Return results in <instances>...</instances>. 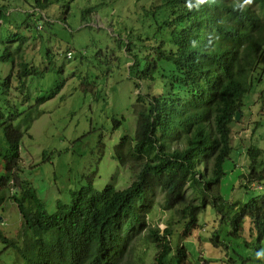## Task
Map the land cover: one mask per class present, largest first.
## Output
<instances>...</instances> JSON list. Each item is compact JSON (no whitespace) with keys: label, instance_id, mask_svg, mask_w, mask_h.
Masks as SVG:
<instances>
[{"label":"trees","instance_id":"obj_1","mask_svg":"<svg viewBox=\"0 0 264 264\" xmlns=\"http://www.w3.org/2000/svg\"><path fill=\"white\" fill-rule=\"evenodd\" d=\"M37 1L31 9L45 10L53 2ZM148 2L140 3L142 7L136 19L143 28L147 23L148 28L157 30L158 38L147 39L153 42V54L142 55L139 70L144 72L139 80L148 76L162 89L165 84L173 91L183 88L191 96L189 106L197 110L196 114L179 117L168 113L167 102L171 103V99L156 103L155 97L153 102L148 101L151 113L145 112L143 99L135 137H124L116 148V156L124 166H135V180L123 190L112 182L102 191L89 183L74 193L69 202H58L57 208L50 212L37 191L24 181L26 185L24 188L21 185L20 197H12L24 218L22 231L18 239H4V244L10 243L6 249L13 251L19 264H73L85 252L93 253V261H97L105 251L117 250L124 235L130 242L124 264H138L141 241L156 244L155 264H217L219 261L237 264L234 256L218 260L220 254L215 250L231 252L230 242L235 244V240H240L242 244L238 246L243 245L250 253L247 257L238 254L242 263L264 264V259L256 258V253L264 249V188L259 190L262 193L248 196L244 202L236 195L235 188L230 199L221 192L227 173L225 162L233 151L230 125L244 106L245 95L252 87L253 72L264 55V0H255L253 6L240 12V0H213L207 4L200 0L202 6L197 0H154L151 6L146 5ZM10 8L0 6V20L7 24L10 39H16L13 38L16 29L7 15ZM211 19L216 26L213 63L198 56L200 25ZM28 27L31 30L32 24ZM165 32H169V37ZM137 37L135 43L128 44V50L137 42L144 45L142 35ZM22 51L13 53L6 49L0 54V61L11 58L13 64L6 78L0 76V180H14L16 187L21 183L13 170L21 158L22 140L30 134L40 116L38 107L46 101L38 98L36 106L20 109L31 101L28 80L37 74L42 61L46 65L52 61L45 58L46 51L33 60ZM149 58L154 64L148 62ZM36 59L39 63H35ZM209 69H212L211 75L207 74ZM259 125L260 121L256 122V127ZM247 154L250 165L240 177L246 183L238 181L234 187L249 193V186L256 181L264 185V147L252 144ZM186 185L197 191V195H191L190 202L178 208ZM157 191L164 194L162 209L171 213L163 234L147 226ZM208 209L215 215L213 220L224 225L220 233L229 237L228 241L211 231L213 228L206 230L203 220L207 219L202 220L201 215ZM143 227L147 235L142 234ZM199 229L201 239H210L213 243V252L194 261L183 243ZM210 232L211 236L203 237Z\"/></svg>","mask_w":264,"mask_h":264},{"label":"rangeland","instance_id":"obj_2","mask_svg":"<svg viewBox=\"0 0 264 264\" xmlns=\"http://www.w3.org/2000/svg\"><path fill=\"white\" fill-rule=\"evenodd\" d=\"M52 1L45 10H33L31 8L38 4L37 0H0V6L11 7L7 15H10L9 23L14 24L17 33L13 36L16 39H10L7 24L0 20V54L6 49L13 53L23 50L22 53L33 60L37 54L42 55L46 51L45 58L52 60L47 65L42 61L37 74L29 78L31 101L20 108L27 110L36 106L38 98L46 99L38 107L40 116L30 134L22 140L20 164L24 168V178L50 212L57 208L58 202H69L74 193L89 183L102 191L107 184L117 180L115 185L123 190L134 180L135 167L121 165L115 158V148L122 138L135 136L137 119L143 110L138 100L141 89L136 86L134 74L130 76L129 66L132 63L125 68L128 62L125 46L129 42L135 43L132 39L135 36L133 32V37L127 36L124 29L130 32L131 27H139L135 22L129 26L130 21L127 22L125 16L132 20L136 17L137 8L142 7L140 3L147 0H137L135 8V0ZM30 24L31 30L28 27ZM141 30L142 34L146 32L144 28ZM141 45L138 43L137 50L133 51L138 52L143 48ZM67 52L73 54L72 58ZM129 59L135 64V57ZM39 61L36 59L35 63ZM12 68L11 58L6 62L0 61V76L6 78ZM132 72L135 73L134 69ZM252 78L251 90L245 95L241 120H235L230 126L233 151L225 162L227 173L221 186L222 194L228 199L232 197L234 188L235 192L238 190L236 195H240L243 202L248 196L262 193L259 190L264 188H258V181L254 187L249 186V193L234 187L238 181L239 184L246 183L240 177L247 173L250 165L248 148L252 144L264 147V55ZM143 87L148 89V84L144 83ZM141 107L144 105L141 104ZM258 121L260 125L256 127ZM182 191V202L178 208L190 202L191 195H197V191L189 185L184 186ZM163 199L164 194L157 191L153 211L147 216V226L159 229L161 234L171 216L161 207ZM0 215L6 223L0 225V230L6 237L18 239L22 219L17 206L9 205L6 211H0ZM213 218L215 215L211 209L201 215L202 220L207 219L203 220L206 230L213 228L211 231L228 241L229 237L220 233L224 225ZM200 232L201 229L193 231L183 243L194 261H198L203 254L206 256L213 252V243L210 239L202 240ZM142 234L147 235L146 227H143ZM211 234L204 233L203 237ZM238 243L242 244L240 240H235V244L230 242L233 247L231 252L214 248L220 254L218 260L229 255L228 258L234 256L238 260L237 264H244L238 254L247 257L250 253L243 245L240 248ZM6 248L0 242V259L5 264H19L13 251ZM157 251L155 243L141 241L138 253L143 259L140 264H155Z\"/></svg>","mask_w":264,"mask_h":264},{"label":"clouds","instance_id":"obj_3","mask_svg":"<svg viewBox=\"0 0 264 264\" xmlns=\"http://www.w3.org/2000/svg\"><path fill=\"white\" fill-rule=\"evenodd\" d=\"M210 1H213V0H203V4H207ZM149 2H150V5H148V6H151L153 0H149ZM188 2H189V0H188ZM197 2H198L199 5L202 6V4L200 3V0H197ZM254 3H255V0H240L239 12H240V10L249 9L250 8L249 6H253ZM148 6H146V7H148ZM128 7H129V5H128ZM135 7H136V4H135L134 8ZM35 9H37V8H35ZM138 11H139V8H137V11H135V13H138ZM125 19L127 20V22H128V20L130 21V22H128L129 26H132L133 22H135L136 24H139L138 28L135 27V28L132 29V27H131V31L130 32L128 31V29H124L126 35L127 36H132V37L134 35L135 38H132V39H134V41L136 42V40L138 38L137 36L139 34H141L142 37H143V41H144V45L143 44L141 45L143 48H140V50L138 52L133 51V50L134 49L137 50L136 47L138 46L139 42H137L136 45L133 46V48L130 49V50L127 49V46L131 42H129L125 46L126 47V51L125 52L127 53V57H128V62L126 61L125 68L127 69V67H128L127 64L128 63H130V62L132 63L129 66L130 76H132L134 74V79H135V82H136V86H137V88L141 89L140 90V94H139V98H138L139 103H140V109L141 108L143 109V107H141V104H142V106L144 105L142 103L143 99L146 100L145 112H147V110H149V111L151 110V106L148 105V101H152V97L156 98V103H157V101H161L164 98H167V99H171V103H172L171 104L170 102H167L168 103V113H175L179 117H180V115H182V116H184V115H186V116H191V115L195 116L197 110H194L193 107L189 106L190 105L189 102H191L192 98H191V96L187 95L184 92L183 88L179 92L178 91H173L169 85L165 84L164 88L162 89L161 85L155 79L151 80L148 76H145V78L143 80H139V75L144 72L143 70L141 72L139 70L140 69V60L142 59V55L144 57H146L147 55L153 54V51L151 49V45H152L153 42H147V39L149 37L152 41H154V39L158 38L157 37V30L153 31L152 28L151 29L148 28L147 27L148 25L146 23V25L144 26V29L146 30V32L144 34H142V30L141 29L143 27L140 25V23L137 22L136 17H134L131 20V19H128L125 16ZM162 20H164V17L162 18ZM200 26H201L200 31H199L200 32V37H199V41H198V45H199L198 49L200 50V53L198 54V56L203 57L205 61H210L211 63H213L214 62L213 53H214V50L216 49L215 48L216 45H215V42H214V31L216 29L215 21L214 20L212 21V19H211L209 21L204 22ZM127 32L129 34H127ZM131 32H133V35H132ZM168 33L165 32V35L167 37H169ZM170 39L172 41L174 40V38H171V37H170ZM145 41L147 42L146 44H145ZM119 46L121 47L120 44H119ZM146 46H147V48H146ZM233 46L235 47L234 44H233ZM120 50H121V48H120ZM141 50H142V53H140ZM230 53L232 54V52H230ZM67 55L71 56V58H72L73 54L71 52H67ZM132 57H135V64H134L132 59H129V58H132ZM148 62L150 64H154V62H153V60L151 58L148 59ZM132 69H134L135 73L132 72ZM208 71H209V73H207L208 75H211V73H213L212 69H209ZM160 79H162V78H160ZM182 79H185V78H182ZM162 80H164V79H162ZM144 83L148 84V89H145L143 87ZM103 94L104 93L102 91L101 95H103ZM242 108L243 107H241V110L240 111L238 110L237 113H236V117H235L236 121H240L241 120ZM160 109H163V107L160 106ZM150 113H151V111H150ZM138 114H139V111H137V115ZM238 114H240L239 120H237V115ZM141 115H142V112H140V116L138 117V119H140ZM138 119H137V121H138ZM205 121L210 123V120H205ZM136 129H137V127H136ZM204 129H205L206 132H209V128L207 126H205ZM122 140H123V138H122ZM122 140L120 142H122ZM119 144L116 146V148L119 146ZM174 145L175 144H173V146ZM116 148H115V158L118 160V158L116 156V154H117ZM172 150H173V148H172ZM21 159L22 158L19 157V159L17 161V165H16L18 167L16 168V166H15V169L13 170V172L18 175L21 184H17L18 187H16L15 186L16 184L14 183V180H11L9 182L0 180V211L1 212L6 211L9 205H16L17 208H18V213H19V215L21 216V219H22V228H23L24 218H23L22 214L19 212V204L12 199V197L14 195H18V197H20L21 185L23 186V188L26 185V182L28 183V185H30L29 181L24 178V175H23L24 174V168L22 167V164H20L21 163ZM120 164L123 165L121 162H120ZM128 166L129 165L126 164L125 168H129ZM133 167H135V166L133 165ZM20 175H21V178H20ZM24 181H26V182H24ZM112 183L115 185V184H118V181L115 180ZM250 186L254 187V184H251ZM263 187H264V185H261V184L258 185L259 189H262ZM116 188H117V186H116ZM40 200H41V198H40ZM153 200H154V197H153ZM5 201L8 204H6ZM2 219H4V218L0 215V225L3 224V223L6 225V223ZM21 231H19V234L21 233ZM4 239H6L8 241H11V238L6 237L4 235V233L0 230V242L4 243ZM129 243L130 242L128 241V239L124 235L123 240L121 241V246L119 248H117V250H115V251L114 250L105 251L104 253L101 254V258L99 260H97V261H93V253L85 252V253L81 254L74 261L73 264H124L127 261L126 260L127 258L125 259V262H123V257L124 256L128 257ZM9 244L10 243H7L5 245L8 246ZM256 258L257 259H264V249H261L260 251H258L256 253ZM142 259L143 258L141 256V258L138 259V264H140V261Z\"/></svg>","mask_w":264,"mask_h":264},{"label":"water","instance_id":"obj_4","mask_svg":"<svg viewBox=\"0 0 264 264\" xmlns=\"http://www.w3.org/2000/svg\"><path fill=\"white\" fill-rule=\"evenodd\" d=\"M239 118H240V114L237 115V120H239Z\"/></svg>","mask_w":264,"mask_h":264}]
</instances>
